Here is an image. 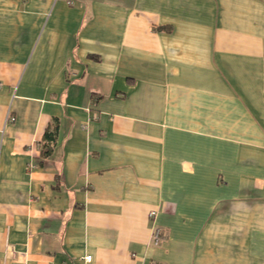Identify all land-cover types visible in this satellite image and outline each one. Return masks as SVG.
Here are the masks:
<instances>
[{"label":"crops","instance_id":"1","mask_svg":"<svg viewBox=\"0 0 264 264\" xmlns=\"http://www.w3.org/2000/svg\"><path fill=\"white\" fill-rule=\"evenodd\" d=\"M0 264H264V0H0Z\"/></svg>","mask_w":264,"mask_h":264},{"label":"trees","instance_id":"2","mask_svg":"<svg viewBox=\"0 0 264 264\" xmlns=\"http://www.w3.org/2000/svg\"><path fill=\"white\" fill-rule=\"evenodd\" d=\"M56 130L57 125L55 124L53 127L47 128L44 132L43 143L41 145V158L43 159L47 158L53 150L56 137Z\"/></svg>","mask_w":264,"mask_h":264},{"label":"built area","instance_id":"3","mask_svg":"<svg viewBox=\"0 0 264 264\" xmlns=\"http://www.w3.org/2000/svg\"><path fill=\"white\" fill-rule=\"evenodd\" d=\"M11 120H13V119L11 118ZM154 215H155L154 211H152L149 214L150 217H154ZM161 241H162V231L159 227L155 226V227H153V229L151 231V242L154 246H158V245H160ZM83 260L85 262H89L91 260V257L86 256L83 258Z\"/></svg>","mask_w":264,"mask_h":264}]
</instances>
